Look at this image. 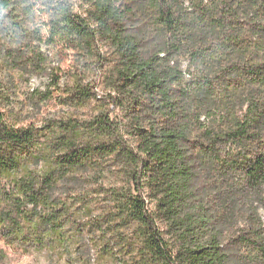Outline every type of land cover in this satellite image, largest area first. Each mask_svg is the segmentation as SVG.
<instances>
[{
	"label": "trees",
	"instance_id": "trees-1",
	"mask_svg": "<svg viewBox=\"0 0 264 264\" xmlns=\"http://www.w3.org/2000/svg\"><path fill=\"white\" fill-rule=\"evenodd\" d=\"M35 18L100 71L102 106L23 128L0 116V241L65 264H264V0H0L5 36L38 60ZM187 30L189 58L212 66L195 87L238 108L228 126L189 101L174 59ZM72 77L54 78L61 104L89 105L96 82Z\"/></svg>",
	"mask_w": 264,
	"mask_h": 264
},
{
	"label": "rangeland",
	"instance_id": "rangeland-1",
	"mask_svg": "<svg viewBox=\"0 0 264 264\" xmlns=\"http://www.w3.org/2000/svg\"><path fill=\"white\" fill-rule=\"evenodd\" d=\"M31 23L26 32L29 42L39 52L41 60H34L26 54V50L23 52L19 47V51L16 50L15 39L12 36L7 38L5 36L7 32L2 30L0 25V116L3 121L10 127L23 128L28 125L41 126L46 120L54 118H86L95 114L102 106L101 97L104 87L100 71L90 68L83 61L78 65L60 44H48L45 29L38 18ZM182 34L184 47L177 55H174V59L179 62L184 72V84L192 95V99H189L190 103L193 107L200 108V120L207 126L217 125L219 120H225L226 125H230L238 112L233 97L217 89L202 91L195 87L197 78L208 75L212 71V66L205 59L192 60L186 53L187 45H192L196 41L197 33L187 30ZM76 67L78 69H75ZM77 70L78 76L84 83L96 82L94 90L96 96L87 106L62 105L61 91L53 85L54 78H57L59 87L63 89L73 84L72 76L77 73ZM209 172L199 171V179L207 180L208 176H211ZM225 176L233 183L240 175L227 173ZM118 180H120L119 177H115L114 173H106L101 181L105 185H118L116 183ZM94 208L93 214H97L98 211L96 207ZM260 214L262 215V211ZM0 250L3 252L0 264L66 263L65 255L59 251L43 250L24 253L8 247L2 241H0Z\"/></svg>",
	"mask_w": 264,
	"mask_h": 264
}]
</instances>
